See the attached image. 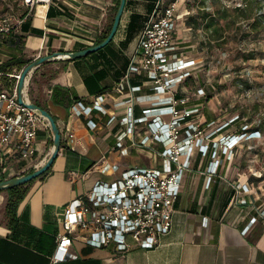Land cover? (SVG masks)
I'll return each instance as SVG.
<instances>
[{"label":"crops","instance_id":"0c3cea01","mask_svg":"<svg viewBox=\"0 0 264 264\" xmlns=\"http://www.w3.org/2000/svg\"><path fill=\"white\" fill-rule=\"evenodd\" d=\"M158 1L127 0L119 30L108 46L78 59L46 62L33 73L29 85L32 97L57 120L63 134L62 149L47 174L22 188L27 193L16 216L7 214L11 191L0 190V264H264V175L254 174H264V152L250 149L249 141L245 142L247 146L240 145L234 159H226L216 174L211 170L216 166L213 161L225 156L221 150L211 145L197 151L191 169L185 173L173 228L157 247L120 252L114 243L97 248L76 240L72 251L78 258L53 262L67 204L97 180H113L120 174L95 171L92 167L97 161L107 156L121 169L156 162L148 151L138 148H131L129 155L115 150L125 125L120 120L110 124L109 120L113 114L125 115L130 105L125 101L134 94L133 86L142 85L135 96L144 95L146 99L137 103V116L152 106L150 95L154 89L146 75L134 74L124 90L119 82L128 72ZM12 3L14 11L0 15L10 13L25 21L18 30L0 37V73H18L40 56L82 51L99 44L113 27L120 0H52L33 7L25 0ZM249 13L252 8L237 7L230 26L244 36L246 45H253L264 35V13L262 17ZM205 14L209 19L210 15ZM223 14L228 18L230 9ZM241 14H248L250 27H236ZM227 29L217 27V39L224 41ZM178 30L179 25L177 41L181 43ZM186 40H193V35ZM183 55L185 59H197L192 51ZM23 61L28 62L21 69ZM9 80L1 74L0 89L9 87ZM100 95H104L105 112L79 114L74 108L79 101L93 105ZM201 106L209 108L204 103ZM91 119L99 123L97 128H92ZM204 122L206 126L214 122L218 129L228 121L206 117ZM233 127L232 123L219 130L215 140L239 130ZM71 132L76 134L73 145L68 141ZM53 148L52 128L42 127L34 159L23 164L26 172L3 173L0 178L3 181L34 172L36 164L41 167L49 159ZM257 161L263 165L256 167Z\"/></svg>","mask_w":264,"mask_h":264},{"label":"built area","instance_id":"2783aa9c","mask_svg":"<svg viewBox=\"0 0 264 264\" xmlns=\"http://www.w3.org/2000/svg\"><path fill=\"white\" fill-rule=\"evenodd\" d=\"M25 1L32 7L52 2ZM183 1L171 0L168 4L165 0L158 1L128 72L119 82V88L124 90L134 74L146 75L154 89L150 95L152 106L137 116V103L146 99L144 95L135 96V92L142 90V85L133 86L134 94L125 101L130 104L125 115L113 114L109 120L110 124L120 120L125 125L118 135L115 150L129 155L131 148H138L148 151L156 162L150 166L121 169L120 165L111 164L107 156L97 161L92 167L95 171L120 174L113 180H97L92 188L67 204L64 230L58 235L53 255L55 263L78 258L72 251L76 240L97 248L114 243L120 252L134 247H157L161 238L173 228L185 173L191 169L197 151L207 150L211 145L216 151L221 150L225 156L217 157L213 161L216 166L211 170L212 174H216L226 159H234L240 145L259 132L251 131L247 122L235 133L216 141L215 134L239 117L232 118L218 129L214 128V122L209 123L207 130L202 121L203 107L191 105L189 94L185 91L183 96H179L180 88L185 90L181 86L194 76L201 62L195 58L185 59L177 41L179 21L190 13L189 10L181 13ZM24 21V18L10 13L0 15V37L18 30ZM22 72L0 73L10 78V86L0 89V177L3 173H25L27 168L23 164L33 160L37 153L39 130L50 127L41 112L27 104L33 101L30 83L27 84L26 103H21L19 83ZM205 93V88L199 89L200 95ZM104 101V95H100L93 105L79 101L74 108L79 114L105 112ZM89 123L94 129L99 126L92 119ZM75 139V132H71L69 143L73 145ZM36 166L40 168L39 164ZM254 174L258 177L264 175L261 171Z\"/></svg>","mask_w":264,"mask_h":264},{"label":"rangeland","instance_id":"374dc122","mask_svg":"<svg viewBox=\"0 0 264 264\" xmlns=\"http://www.w3.org/2000/svg\"><path fill=\"white\" fill-rule=\"evenodd\" d=\"M12 1L15 2L0 0V13L13 12ZM262 3V0L181 2V13L187 10L190 13L179 21L178 34L182 40L179 43L180 51H192L201 62L194 76L181 86L185 90L180 88V92L189 94L191 105L204 103L209 107L208 110L203 109L202 113L203 125L207 130L209 127L204 122L206 117L220 119V122L240 117L233 123L235 130L242 128L247 121H250L251 127H257L264 119V35L253 45H246L244 36L237 34L230 26L231 16L236 13L237 7L247 6L248 9L252 8V13H249L251 16L262 17ZM227 8L230 9L228 18L223 14ZM256 12L257 14H254ZM205 13L210 15L209 19H206ZM251 21L248 14H241L236 27H250ZM189 26L192 30L188 29ZM221 26L224 31L228 28V36L224 41L217 39V27ZM188 35H193V40H186ZM200 88H205L204 95L199 94ZM256 131L259 132H255L248 141L250 149L260 154L264 152V131ZM245 144L247 146L248 142ZM258 164L263 165L257 161L256 167Z\"/></svg>","mask_w":264,"mask_h":264},{"label":"water","instance_id":"95a60500","mask_svg":"<svg viewBox=\"0 0 264 264\" xmlns=\"http://www.w3.org/2000/svg\"><path fill=\"white\" fill-rule=\"evenodd\" d=\"M127 0H120V4L115 16V20L113 23V27L109 33V35L104 39L101 43L96 44L92 47H89L87 49H84L82 51L77 52H69V53H62V52H55L52 54H47L44 56H40L31 63H29L22 72V76L19 83V94H20V101L21 103H26V92H27V84L29 85L30 80L32 79L33 73L35 70L42 64L53 61L56 59H67V60H74L78 59L84 56H87L89 54L95 53L106 46H108L114 39L115 35L117 34L121 20L123 17V14L125 12ZM28 82V83H27ZM31 108L38 110L41 112V114L45 117V119L50 124V127L53 130L54 133V148L52 151L51 156L49 159L37 170H35L32 173L20 175L13 177L11 179L0 181V190L10 189L15 186L24 185L27 184L42 175H44L46 172L50 170V168L55 163L56 159L58 158L60 151L62 149V142H63V134L61 132V129L59 127V124L55 117L46 109L41 107L36 102L32 101L31 103H27Z\"/></svg>","mask_w":264,"mask_h":264},{"label":"trees","instance_id":"16d2710c","mask_svg":"<svg viewBox=\"0 0 264 264\" xmlns=\"http://www.w3.org/2000/svg\"><path fill=\"white\" fill-rule=\"evenodd\" d=\"M119 6V4H118ZM107 36L104 37V39L106 38ZM102 39L100 41V43L104 40ZM32 60V59H31ZM30 60V61H31ZM28 61H23L21 63V69L23 68V66H25V64H27ZM11 64V63H10ZM8 64V65H10ZM192 78V77H191ZM191 78H189L187 81H189ZM30 94H31V98L33 99V101H35L37 104H38V101L34 100V98L32 97V89L30 90ZM180 96H183L184 93H180L179 94ZM40 104V103H39ZM41 105V104H40ZM240 118V117H239ZM249 124H250V121H247ZM251 131H256V130H261L264 131V119L261 121V124L257 127H251L250 129ZM47 174V172L45 173ZM44 174V175H45ZM42 175V176H44ZM25 187V184L24 185H19V186H15L13 188H10L9 190L11 191V197L9 199V203H8V206H7V214L10 216V215H13V216H16L17 214V209H18V206L19 204L21 203V201L25 198L26 196V193L27 191L26 190H22V188Z\"/></svg>","mask_w":264,"mask_h":264}]
</instances>
